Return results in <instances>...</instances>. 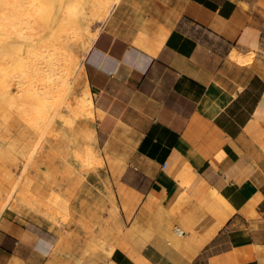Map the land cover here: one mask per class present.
I'll list each match as a JSON object with an SVG mask.
<instances>
[{
    "label": "crops",
    "instance_id": "1",
    "mask_svg": "<svg viewBox=\"0 0 264 264\" xmlns=\"http://www.w3.org/2000/svg\"><path fill=\"white\" fill-rule=\"evenodd\" d=\"M122 225L101 264H264V0H118L84 58ZM17 213L0 264H85Z\"/></svg>",
    "mask_w": 264,
    "mask_h": 264
},
{
    "label": "bare ground",
    "instance_id": "2",
    "mask_svg": "<svg viewBox=\"0 0 264 264\" xmlns=\"http://www.w3.org/2000/svg\"><path fill=\"white\" fill-rule=\"evenodd\" d=\"M117 1L0 0V214L69 220L58 246L85 264H101L121 230L84 68L91 23Z\"/></svg>",
    "mask_w": 264,
    "mask_h": 264
},
{
    "label": "rangeland",
    "instance_id": "3",
    "mask_svg": "<svg viewBox=\"0 0 264 264\" xmlns=\"http://www.w3.org/2000/svg\"><path fill=\"white\" fill-rule=\"evenodd\" d=\"M101 25V21L100 20H94L92 23H91V26H90V29L92 32H94L99 26ZM70 208H71V205L67 204V203H61L59 205V209L58 211L60 213H66L67 211H70ZM18 214V213H17ZM118 221H119V226H120V229H121V225H122V216L120 214V211L118 210ZM19 216H21L25 222L32 226L33 228H35L36 230L39 229V232H42L43 234H46V235H50V236H53V237H57L56 235V229L59 228L61 229V231L63 233H66L67 231H71L73 229V226L70 225V222L69 220H64L62 218H60L59 220L58 219H54L52 222L49 220L43 224H38V223H35L34 221V218H30V217H27V216H24V215H20L18 214ZM103 218H110L112 217L111 213H109V210L107 209H104L103 210ZM112 240H109L108 243H111Z\"/></svg>",
    "mask_w": 264,
    "mask_h": 264
}]
</instances>
